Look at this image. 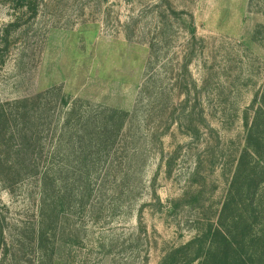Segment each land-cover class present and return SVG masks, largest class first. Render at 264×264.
<instances>
[{
  "label": "rangeland",
  "instance_id": "1",
  "mask_svg": "<svg viewBox=\"0 0 264 264\" xmlns=\"http://www.w3.org/2000/svg\"><path fill=\"white\" fill-rule=\"evenodd\" d=\"M32 2L36 11L0 0V103L61 87L118 111L137 105L138 124L124 131H137L139 142L120 157L139 153L128 157L132 166L99 174L90 198L63 208L45 172L53 135L33 145L44 156L38 169L32 150L27 164L19 157L29 142L18 133L8 143L0 122V264H205L209 233L238 216L251 223L240 227L242 251L262 255L255 234L264 229V186L254 203L225 211L224 202L245 147L246 110L264 87V0ZM155 44L159 88L145 89ZM42 190L45 226L56 229L51 261L36 244Z\"/></svg>",
  "mask_w": 264,
  "mask_h": 264
},
{
  "label": "trees",
  "instance_id": "2",
  "mask_svg": "<svg viewBox=\"0 0 264 264\" xmlns=\"http://www.w3.org/2000/svg\"><path fill=\"white\" fill-rule=\"evenodd\" d=\"M19 1L23 9L36 11L32 0ZM192 33L195 36L196 30L193 27ZM154 47L155 50L152 51L147 66L145 89L159 88L158 80L162 65L158 70L155 67L160 56L159 48L156 49V44ZM55 96L56 101H54ZM138 116L137 105L129 112L118 111L112 107L91 104L81 98L69 96L61 87H52L32 99L0 103V122L9 130L6 133L9 135L7 142H12L18 133L29 142V146L18 152L19 157L22 156L21 159L26 164L29 156L24 152L29 150L31 154L32 150V164L39 169L44 156L40 149L37 151L33 145L39 144L41 133L47 132L53 135L45 159L47 167L45 172L54 174V182L61 194L60 201L63 203V208L70 206V203H79L86 194L90 198L94 193L92 185L98 181L99 174L106 177L114 173V170L123 168V164L133 165L132 159H136L139 153L137 147L127 150L129 152L127 156L132 159L120 157V153L125 150L126 144L139 142V137H136L139 134L137 131H131L129 134L124 131L128 126L138 124ZM243 121L246 129L245 147L237 161L225 198V211L229 203H245L249 202V199L254 203L253 196L264 186V87L254 96ZM14 128H18L17 133ZM129 174L124 173L121 183ZM42 191L36 244L42 257L44 256V259L50 257L51 261L55 253V245L48 247L47 243L52 239V235H56V229L45 226L46 216H50L47 214L50 207L47 204V191L45 190V196L44 190ZM243 225H251L248 218L243 216L233 217L228 224L219 219L215 231L209 233V247L203 263L259 264L258 260L260 264L264 263V252L262 255L257 252V258L254 259V256L242 251L241 247L247 242V237L242 233L245 231L240 230ZM49 230H52L51 234ZM263 231L264 229H261L255 237L264 242Z\"/></svg>",
  "mask_w": 264,
  "mask_h": 264
}]
</instances>
